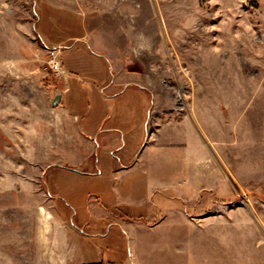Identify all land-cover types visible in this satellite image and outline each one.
<instances>
[{"label": "rangeland", "instance_id": "374dc122", "mask_svg": "<svg viewBox=\"0 0 264 264\" xmlns=\"http://www.w3.org/2000/svg\"><path fill=\"white\" fill-rule=\"evenodd\" d=\"M113 67L122 78L112 94L131 86L135 114L147 101L146 142L188 156L201 140L203 179L218 190L187 209L207 216L204 248L227 238L233 264H264V0H0V264L31 261L23 249L41 209L69 222L54 186L69 167L63 117L76 92L109 97Z\"/></svg>", "mask_w": 264, "mask_h": 264}, {"label": "crops", "instance_id": "0c3cea01", "mask_svg": "<svg viewBox=\"0 0 264 264\" xmlns=\"http://www.w3.org/2000/svg\"><path fill=\"white\" fill-rule=\"evenodd\" d=\"M112 73L111 82L104 83L109 97L90 103L86 93L76 92V104L66 108L69 167L58 169L63 178L54 186L69 210V222L41 209L33 249H23L31 260L25 264H106L109 257L111 264H233V242L224 238L210 250L204 248L201 218L207 216L200 208L187 209V203L202 199L203 190H218L216 180L203 179L201 140L199 153L193 150L188 156L179 144L173 149L146 142L147 101H141L143 108L135 114L138 99L123 96L131 86L112 94L122 78L114 67ZM102 109L103 115L98 113ZM216 217L215 225L221 224ZM156 233L167 236L155 237L154 245L134 237ZM117 234L127 238L126 254L114 247ZM162 246L163 257L154 250Z\"/></svg>", "mask_w": 264, "mask_h": 264}, {"label": "built area", "instance_id": "2783aa9c", "mask_svg": "<svg viewBox=\"0 0 264 264\" xmlns=\"http://www.w3.org/2000/svg\"><path fill=\"white\" fill-rule=\"evenodd\" d=\"M52 63L56 70H60V64L56 60H54Z\"/></svg>", "mask_w": 264, "mask_h": 264}, {"label": "water", "instance_id": "95a60500", "mask_svg": "<svg viewBox=\"0 0 264 264\" xmlns=\"http://www.w3.org/2000/svg\"><path fill=\"white\" fill-rule=\"evenodd\" d=\"M60 99H61V96L58 95V96L55 98L53 104H54L55 106H57V105L59 104Z\"/></svg>", "mask_w": 264, "mask_h": 264}]
</instances>
